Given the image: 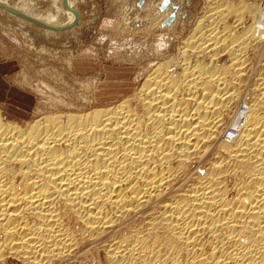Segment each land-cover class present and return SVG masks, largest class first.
I'll list each match as a JSON object with an SVG mask.
<instances>
[{
    "label": "bare ground",
    "instance_id": "6f19581e",
    "mask_svg": "<svg viewBox=\"0 0 264 264\" xmlns=\"http://www.w3.org/2000/svg\"><path fill=\"white\" fill-rule=\"evenodd\" d=\"M255 1L215 0L177 69L152 66L109 108L60 102L64 113L24 126L0 111V264H84L89 254L97 264H264V47L256 68L246 58L264 42ZM169 4L155 9L174 15L158 29L188 18ZM71 9L67 0L45 20L14 12L59 30ZM232 15L235 27L253 22L238 36L219 31Z\"/></svg>",
    "mask_w": 264,
    "mask_h": 264
},
{
    "label": "rangeland",
    "instance_id": "374dc122",
    "mask_svg": "<svg viewBox=\"0 0 264 264\" xmlns=\"http://www.w3.org/2000/svg\"><path fill=\"white\" fill-rule=\"evenodd\" d=\"M69 1L72 5L70 15L74 16L70 18L72 22L69 21L67 27L53 30L22 20L17 13L35 20H45L57 8L61 9L67 0H0V5L11 11L14 9L9 13L0 8V64L9 63L7 67L11 68V74L7 78L14 91H22L34 98L33 105L25 111L17 105L19 102L0 100V111L6 120L24 126L51 113H64L65 110L59 107L60 102L80 110L92 103L100 108H109L116 101L131 98L139 91L145 77L156 64H166L170 69H177V64L181 62V52L191 50L185 46L184 41L193 33L196 34L200 23L203 26L211 23L203 17L211 6L216 5L215 0H142L141 5V0ZM229 1L235 4L240 0ZM167 2L170 3L168 10H171V6L180 7L177 19L180 18L181 7L188 10V18L180 26H176L178 21L175 20L170 28L162 29L160 25L167 14L161 17L155 14V9ZM255 3L258 4V0ZM234 20V15L229 16L218 25V30L222 31L226 25H230L233 33L238 36L253 22L251 17L245 16L244 23L235 27ZM65 21L66 17L63 16L57 23L60 25ZM260 42V49L251 48L246 53L250 66L254 68L258 65L257 59L264 47V42ZM228 59V54L224 53L218 64L228 63ZM199 61L207 65L210 63L205 55ZM240 90L241 107L238 105L236 111L233 110L237 115L242 112V108H246L245 103L250 98L248 85ZM38 112L42 116L38 117ZM229 121L230 118L226 117L225 122ZM228 126L227 132L232 124ZM85 262L97 264L96 256L89 254ZM9 264L19 263L10 261Z\"/></svg>",
    "mask_w": 264,
    "mask_h": 264
},
{
    "label": "crops",
    "instance_id": "0c3cea01",
    "mask_svg": "<svg viewBox=\"0 0 264 264\" xmlns=\"http://www.w3.org/2000/svg\"><path fill=\"white\" fill-rule=\"evenodd\" d=\"M7 66H10L9 63L7 62L0 64V92H1L0 100L3 102H11V103H13L14 101L16 103L19 102V104L17 105L23 107L25 111V109H28L30 108L31 105H33L34 98L31 95L26 94L22 91L19 90L14 91V88H12L8 83L9 78L7 77H9L11 74V68ZM107 68H110L112 70H120L118 68H111V67H107ZM12 92L14 93V95ZM20 113L23 114V112Z\"/></svg>",
    "mask_w": 264,
    "mask_h": 264
},
{
    "label": "built area",
    "instance_id": "2783aa9c",
    "mask_svg": "<svg viewBox=\"0 0 264 264\" xmlns=\"http://www.w3.org/2000/svg\"><path fill=\"white\" fill-rule=\"evenodd\" d=\"M259 8L261 9V11L264 13V0H259ZM245 109L242 108V112L244 111ZM237 127H230L228 132H227V137L229 138H234L236 137L237 135Z\"/></svg>",
    "mask_w": 264,
    "mask_h": 264
},
{
    "label": "water",
    "instance_id": "95a60500",
    "mask_svg": "<svg viewBox=\"0 0 264 264\" xmlns=\"http://www.w3.org/2000/svg\"><path fill=\"white\" fill-rule=\"evenodd\" d=\"M166 1L169 2V0H166ZM168 2H167V4H168ZM167 4L165 3V4H163V5H160L159 8H160V9H163V7H165ZM173 16H174V15L171 14L168 18H166V20H165V24H170V23L172 22V20H173Z\"/></svg>",
    "mask_w": 264,
    "mask_h": 264
}]
</instances>
